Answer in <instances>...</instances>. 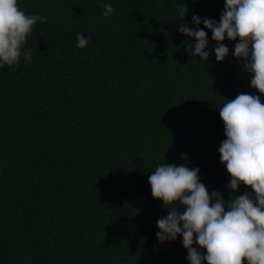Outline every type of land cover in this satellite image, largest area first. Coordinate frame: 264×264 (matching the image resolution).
<instances>
[{"label":"trees","instance_id":"trees-1","mask_svg":"<svg viewBox=\"0 0 264 264\" xmlns=\"http://www.w3.org/2000/svg\"><path fill=\"white\" fill-rule=\"evenodd\" d=\"M102 3L115 9L109 17ZM178 4L189 9L185 22L193 14L219 22L224 8V0H18L46 22L33 26L18 66L0 67V264H188L182 237L157 240L168 209L148 177L160 164H185L186 154L227 201L218 108L242 92L264 103V94L231 54L238 38L223 41L222 62L214 52L207 63L190 56L195 40L177 31ZM77 33L89 39L82 49Z\"/></svg>","mask_w":264,"mask_h":264},{"label":"clouds","instance_id":"clouds-1","mask_svg":"<svg viewBox=\"0 0 264 264\" xmlns=\"http://www.w3.org/2000/svg\"><path fill=\"white\" fill-rule=\"evenodd\" d=\"M101 7L104 17L115 11L110 3ZM176 7L181 18L177 31L195 40L186 46L191 57L207 63L214 52L215 60L222 62L230 52L223 41L238 38L231 54L251 75L250 87L264 94V0H224L219 22L195 14L185 22L189 9ZM38 21L45 23L46 18L26 14L18 0H0V67L19 65L22 46ZM205 29L215 42L211 49ZM76 41L81 49L89 43L80 33ZM23 56L30 61L31 49ZM218 109L225 136L218 153L231 177L226 185L229 199L209 191L199 167L187 166L186 154L181 156L185 164L158 165L148 183L152 197L168 212L156 221L157 240L163 245L182 237L188 264H264V103L259 95L242 92ZM241 185L252 191L233 195Z\"/></svg>","mask_w":264,"mask_h":264}]
</instances>
